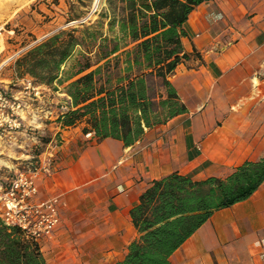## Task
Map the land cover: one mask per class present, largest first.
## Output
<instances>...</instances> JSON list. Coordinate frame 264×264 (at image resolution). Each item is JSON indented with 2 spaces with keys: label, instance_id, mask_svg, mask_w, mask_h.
<instances>
[{
  "label": "crops",
  "instance_id": "0c3cea01",
  "mask_svg": "<svg viewBox=\"0 0 264 264\" xmlns=\"http://www.w3.org/2000/svg\"><path fill=\"white\" fill-rule=\"evenodd\" d=\"M184 30L189 58L169 81L187 112L147 130L135 145L98 141L81 126L62 128L58 119L71 106L65 93L60 107L43 96L44 114L23 124L27 130L0 136V156L16 153L27 162L54 155L52 172L37 182L38 199L59 198L62 206L60 226L40 243L47 264L121 262L138 238L131 211L153 182L173 174L224 179L264 159V0L206 1ZM56 139L60 146L51 148ZM170 262L264 264V183L249 199L216 211Z\"/></svg>",
  "mask_w": 264,
  "mask_h": 264
},
{
  "label": "trees",
  "instance_id": "16d2710c",
  "mask_svg": "<svg viewBox=\"0 0 264 264\" xmlns=\"http://www.w3.org/2000/svg\"><path fill=\"white\" fill-rule=\"evenodd\" d=\"M206 1L106 0L97 21L60 30L24 52L14 63L15 77H29L36 87L67 84L71 106L58 119L62 128L81 126L98 141L133 146L147 130L187 112L169 78L189 58L184 24ZM263 183L264 159L224 179L173 174L153 182L131 211L138 238L116 264H171L216 211L249 199ZM0 264L47 261L38 241L0 218Z\"/></svg>",
  "mask_w": 264,
  "mask_h": 264
},
{
  "label": "rangeland",
  "instance_id": "374dc122",
  "mask_svg": "<svg viewBox=\"0 0 264 264\" xmlns=\"http://www.w3.org/2000/svg\"><path fill=\"white\" fill-rule=\"evenodd\" d=\"M105 7L106 0H103L96 10H94V0H30L25 5L3 9L4 11L0 14L2 16L0 19V81L11 100L17 97L18 101H24L21 115L24 125H33L40 114H44L41 112L46 104L40 102L46 99L43 96L49 97L50 95V98L55 100L53 106L60 107L64 100L62 97H66L63 94L67 84H55L52 88L48 87V90L40 89L41 97L36 101L37 98L34 95L26 94L30 92L25 89L28 87L26 79L30 78L16 79L15 77L14 63L16 60L35 44L60 30L76 28L81 22L97 21ZM78 18L79 21L68 24L69 20ZM58 28L59 30L55 31ZM52 32L54 33L51 34ZM74 61L71 60L63 69L66 71ZM42 139L48 138L44 136ZM19 157L20 155L16 153L0 156L1 163L6 164V168L3 167L0 171V178H5L2 182L13 177L17 168L21 167L18 163L21 161L25 163L26 160H16ZM3 173H5L4 177Z\"/></svg>",
  "mask_w": 264,
  "mask_h": 264
},
{
  "label": "built area",
  "instance_id": "2783aa9c",
  "mask_svg": "<svg viewBox=\"0 0 264 264\" xmlns=\"http://www.w3.org/2000/svg\"><path fill=\"white\" fill-rule=\"evenodd\" d=\"M27 85V89L33 91L36 98L39 97V87H34L30 81ZM22 112L23 104L16 99L11 100L0 81V136L27 130L23 125ZM60 142L56 139L52 144L48 143V146L51 144V148L57 149ZM37 144L44 146L40 140ZM53 159V154L44 161L35 156L23 163L4 184L0 198L2 221L7 226L20 228L39 243L52 237L61 224L60 199H38L37 182L52 172Z\"/></svg>",
  "mask_w": 264,
  "mask_h": 264
},
{
  "label": "bare ground",
  "instance_id": "6f19581e",
  "mask_svg": "<svg viewBox=\"0 0 264 264\" xmlns=\"http://www.w3.org/2000/svg\"><path fill=\"white\" fill-rule=\"evenodd\" d=\"M30 0H0V14L9 7L25 5ZM103 0H94V10H96L102 3ZM4 9V10H3ZM5 13V12H4ZM3 15V14H2ZM6 15V14H5ZM2 16H0V19ZM3 65V64H2Z\"/></svg>",
  "mask_w": 264,
  "mask_h": 264
}]
</instances>
